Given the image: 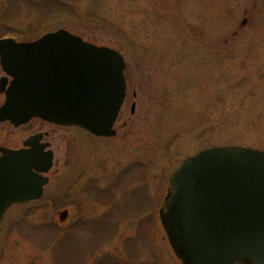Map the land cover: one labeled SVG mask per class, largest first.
<instances>
[{
    "label": "rangeland",
    "instance_id": "1",
    "mask_svg": "<svg viewBox=\"0 0 264 264\" xmlns=\"http://www.w3.org/2000/svg\"><path fill=\"white\" fill-rule=\"evenodd\" d=\"M251 11L264 0H0V39L64 30L120 53L127 84L115 137L49 139L43 201L3 216L0 264H181L157 224L170 175L205 149L264 151V27L235 24Z\"/></svg>",
    "mask_w": 264,
    "mask_h": 264
},
{
    "label": "water",
    "instance_id": "2",
    "mask_svg": "<svg viewBox=\"0 0 264 264\" xmlns=\"http://www.w3.org/2000/svg\"><path fill=\"white\" fill-rule=\"evenodd\" d=\"M5 101L0 122L32 118L112 137L125 97L124 62L115 51L58 30L32 42L0 40ZM47 172L51 154L45 157ZM34 152L0 157V221L13 204L37 200L46 183ZM159 220L182 264H264V152L211 148L185 159L169 178ZM66 213L60 219L66 218Z\"/></svg>",
    "mask_w": 264,
    "mask_h": 264
},
{
    "label": "flooded vegetation",
    "instance_id": "3",
    "mask_svg": "<svg viewBox=\"0 0 264 264\" xmlns=\"http://www.w3.org/2000/svg\"><path fill=\"white\" fill-rule=\"evenodd\" d=\"M253 9H255V6H252ZM240 10L246 11L249 9V6H240L239 8ZM259 10H263V5L261 6V8ZM240 20H235V24L240 26L239 29H237L236 31H243L246 29H250L251 31H256L259 27H264V12L258 11L256 13H254L253 11L250 12V14L248 16H244L239 18ZM199 27H194L192 28V31H198ZM202 34V31H199ZM200 36V35H198ZM197 36H191V39L193 42H196L198 38H196ZM199 40V43H201V40ZM201 48H207L208 45L206 43H202V45H200ZM212 47V46H211ZM213 49L217 50V46L212 47ZM0 79L5 78V74L3 73V71L1 70L0 67ZM6 79V85L5 88L8 87L11 78L7 77ZM125 83H126V79H125ZM126 94H127V84H126V91H125V99L123 102V105L121 107V110L125 104V100H126ZM0 98H1V103L0 106L3 104L4 99H5V95L3 93L0 92ZM134 104H132V108H130V114L132 115L134 113ZM121 110L119 112V115L121 113ZM118 115V117H119ZM117 117V119H118ZM117 119L115 121V124L113 126V129L115 131V135L113 137H115L117 135L118 129L115 127L116 123H117ZM0 126H5L8 129H12V131L14 132L13 135H11V142L10 143H4V144H0V156L2 154L3 151H11V152H18V151H26V152H34L36 154H38L40 156V158L42 159V163L37 165V169H32L33 174H36L37 177L41 178L42 180L46 179V183L45 185L42 186L41 188V196L39 199L37 200H31V201H27L24 203H19V204H13L12 206H10L7 210V212L11 209H14L16 207H20V206H27V205H32L35 204L37 202L43 201L41 200L42 197L44 196V189L48 186L49 184V174L50 171L53 167V163H54V154L53 151L51 150V142H50V138L51 137H55L56 136V132L61 130V129H70L68 127H62L59 125H55L52 123H49L47 121L38 119V118H33L30 121H28L27 123L15 126L14 124H12L9 121H5V122H1ZM77 129V128H74ZM79 130V129H78ZM23 131V132H22ZM18 132V133H16ZM91 138L93 139H98V140H109L111 138H97L94 137L92 135H89ZM48 154H51V166L49 168V170L47 172H44V169L47 167V165L45 164V157L48 156ZM95 190V189H93ZM96 191V190H95ZM102 192V191H101ZM170 193L169 188H166V193L165 195L167 196ZM164 200V199H163ZM44 207H54V203L53 206L50 203H46L44 204ZM160 210V209H159ZM158 210V212H159ZM158 226L161 227L159 219H158Z\"/></svg>",
    "mask_w": 264,
    "mask_h": 264
},
{
    "label": "trees",
    "instance_id": "4",
    "mask_svg": "<svg viewBox=\"0 0 264 264\" xmlns=\"http://www.w3.org/2000/svg\"><path fill=\"white\" fill-rule=\"evenodd\" d=\"M7 2H8V0H7ZM55 11H56V6L54 7L52 5V6L46 7L45 8V14L41 15L40 21L38 23L39 27L40 26L45 27L44 24H46L47 22H52V18L55 16V14H54ZM3 28H4V26L1 27L0 30L3 31Z\"/></svg>",
    "mask_w": 264,
    "mask_h": 264
}]
</instances>
